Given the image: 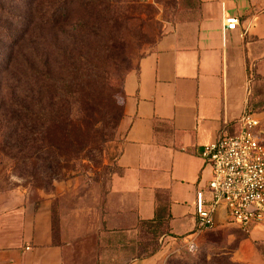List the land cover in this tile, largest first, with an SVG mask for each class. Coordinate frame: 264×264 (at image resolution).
<instances>
[{
    "label": "crops",
    "instance_id": "crops-1",
    "mask_svg": "<svg viewBox=\"0 0 264 264\" xmlns=\"http://www.w3.org/2000/svg\"><path fill=\"white\" fill-rule=\"evenodd\" d=\"M194 9V17L166 24L154 51L125 75L122 144L95 228L84 232L96 229L87 264H164L206 232L194 230L195 191L210 178L200 152L252 111L249 94L264 75V0H197ZM223 16L238 26L226 29ZM151 226L162 229L161 245L142 257ZM256 234L238 243L235 264H264L252 242L264 231ZM66 235L50 199L0 194V264H84L74 261L82 235Z\"/></svg>",
    "mask_w": 264,
    "mask_h": 264
},
{
    "label": "rangeland",
    "instance_id": "rangeland-1",
    "mask_svg": "<svg viewBox=\"0 0 264 264\" xmlns=\"http://www.w3.org/2000/svg\"><path fill=\"white\" fill-rule=\"evenodd\" d=\"M27 1L0 0V33L6 39L20 36L11 44L0 34V194L23 195L34 202L50 199L53 216L63 217L66 224V237L82 235L83 250L74 261L87 264L95 257L96 229L89 235L84 232L95 228L122 144L125 75L154 51L166 24L194 17L197 0H113L100 3L93 16L81 8L73 10L51 29L44 27L38 14H50L56 0ZM28 17L33 26L27 24ZM38 35L46 37L45 47ZM34 59L38 73L19 68ZM250 96L251 110L264 112V75ZM34 99L44 108L51 104L54 116L43 122L42 130L33 124L39 133L29 132L30 125L25 124L18 138L9 127L19 119L17 114L11 115L6 127L4 119L12 114L14 103L30 107ZM257 116L260 124L254 134L264 143V115ZM254 226L244 232L222 223L201 234L192 251L185 246L164 264L217 251L235 264L231 256L238 243L264 231V222ZM161 232L159 227L146 231L142 257L159 250ZM252 242L264 260V239Z\"/></svg>",
    "mask_w": 264,
    "mask_h": 264
},
{
    "label": "built area",
    "instance_id": "built-area-1",
    "mask_svg": "<svg viewBox=\"0 0 264 264\" xmlns=\"http://www.w3.org/2000/svg\"><path fill=\"white\" fill-rule=\"evenodd\" d=\"M223 27L235 29L238 18L223 16ZM260 119L245 110L238 119V130L220 134L202 147L200 156L210 168L205 188L195 191V236L211 230L217 206L225 210L223 223L236 225L244 232L264 222V143L254 134ZM188 251L194 238L186 240Z\"/></svg>",
    "mask_w": 264,
    "mask_h": 264
},
{
    "label": "trees",
    "instance_id": "trees-1",
    "mask_svg": "<svg viewBox=\"0 0 264 264\" xmlns=\"http://www.w3.org/2000/svg\"><path fill=\"white\" fill-rule=\"evenodd\" d=\"M28 1L31 4L37 0H28ZM111 1L113 0H56V4L50 14H48L47 12L42 14L39 13L38 15L40 16L41 23L44 24V27H50V29L53 27L57 28V26H59L62 22L66 21L72 15L73 10L81 8L86 10L87 12H89L91 16H93L95 14L94 10H99L98 8H100L99 6L100 3L109 4ZM30 21L31 18L28 17L27 24L30 23ZM30 25L33 26L34 22H31ZM30 25L25 27V31L26 30L28 31L30 29ZM39 30L42 31L43 29L41 28ZM0 32L3 33V30L2 31L0 30ZM1 35L3 36L2 38L6 39V37H4L5 35L3 34ZM7 37L10 38L9 36ZM38 37L41 39V44L43 45V47H45V45L47 44L46 37L41 38L40 35H38ZM6 40H9L11 44H16L20 40V36L16 37L15 35L14 38L6 39ZM66 53H67L66 49L62 48V56H65ZM35 61H37V59H34L33 62L28 61L25 65H19L20 66L19 68L21 69V67L23 66L24 68L23 71H27L30 73H38V71L34 68ZM45 68L46 67L44 65V69ZM42 72L47 74L48 77L49 73L45 72V70ZM30 103H31L30 107L26 105L24 106V104L14 103L13 105L15 107L11 111L12 114L7 115V118L4 119V125L6 127L9 125V118H11V115L15 113L17 114V118L19 119H13L14 122L11 125H9V127L11 129V132L17 135L18 138L22 131V127H25V124L26 126L27 123L30 125L29 132L33 133L36 130L37 133H39V130L36 129V126H34L33 124L38 125V127L40 126V130H42L43 122H45L46 124V122L50 121L52 116H54L53 111L50 109L51 104H47L44 108L41 106L38 99H34L33 101H30ZM151 227H157V226H151ZM217 227L218 225L215 226L212 230L216 229ZM222 253L224 252L217 251L215 253H210L209 255H204V256L202 255L199 259H195V260L184 258L180 262V264H233L229 260V258L223 257L221 255Z\"/></svg>",
    "mask_w": 264,
    "mask_h": 264
},
{
    "label": "water",
    "instance_id": "water-1",
    "mask_svg": "<svg viewBox=\"0 0 264 264\" xmlns=\"http://www.w3.org/2000/svg\"><path fill=\"white\" fill-rule=\"evenodd\" d=\"M225 215V210L221 206H217L214 211V225H220L224 222L223 216Z\"/></svg>",
    "mask_w": 264,
    "mask_h": 264
}]
</instances>
